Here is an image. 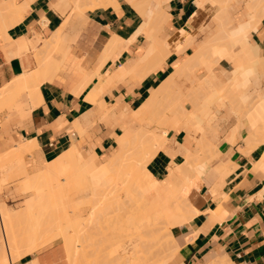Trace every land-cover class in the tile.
<instances>
[{"label":"bare ground","instance_id":"bare-ground-1","mask_svg":"<svg viewBox=\"0 0 264 264\" xmlns=\"http://www.w3.org/2000/svg\"><path fill=\"white\" fill-rule=\"evenodd\" d=\"M127 1L143 16V23L141 22V26L129 40L117 36L111 38L105 44V54H101L103 58L100 63L118 56L123 46L132 43L138 33L144 34L145 41L126 64L122 63V66L117 67L118 70L116 68L117 71L108 72L101 78L105 79V83L101 85L99 92L89 96L92 102L97 101L108 83L125 79L132 73L143 78L156 71L172 53L185 52L193 43L201 18L213 19L217 30L207 40H203L200 47L183 60L156 91L133 110L121 126L123 132L117 136L118 146L109 160L100 162L95 152L85 161L79 162L76 150L68 148V151L50 161L46 167L35 164L32 168H27L24 155L36 149V137L34 140L22 139L14 147L0 151V164L3 163L0 165V189L7 175L13 174V177L20 174L25 191L31 192L24 204L18 208H12L5 201L0 202V264H13L22 255L39 250L61 238L67 246L65 248L71 260L69 264H98L104 261L108 256L99 261L100 257L96 258L97 255L94 259L88 258V252L85 251L91 245L93 249V246H97L95 243L99 244L101 240H107L106 243L103 241L105 244L111 242L112 247L108 242L111 247V250L108 248L110 258L111 255L117 258L116 254H119V258L115 259L116 264H172V258L180 250V243L173 229L184 225L196 213H201L199 205L208 196L201 193L205 180L214 193L225 182L226 174L233 167L229 166L231 163L216 162L222 155L220 142L224 138L234 144L245 140L249 151L264 144V54L249 38V33L256 30L264 18V0H197L196 11L187 24L178 29H173L171 25V14L168 10L170 0ZM232 2L245 5V10L244 18L239 19L235 27L229 28L233 20V9L230 7ZM109 5L118 8V0H71L64 2L62 9H70L71 13L77 12L83 18L86 9L94 10L96 7ZM84 17L88 18L85 15ZM68 23L67 18L41 48L36 47L38 67L23 71L0 89V108L9 109L13 106L25 114L38 105V99L42 100L41 84L47 79L51 80L69 56L70 47H64L70 43L65 31ZM203 26L200 25V28ZM75 35L74 31V38ZM27 41L21 42L22 47H28ZM223 59L229 61L233 68L222 74H215L213 68ZM77 69L83 76L80 82L77 81L79 86L74 85L78 88L71 89L74 93L84 89L94 76L80 62ZM184 78L191 81L188 90L182 87ZM252 89L258 95L254 94L250 99ZM254 98L258 99V104L263 108L261 114L248 109L251 107L247 108V104L249 106ZM254 104L259 109L257 102ZM98 105L101 111L109 108L103 101ZM232 114L237 119L235 124L225 135L220 136L222 125ZM168 128L175 132L184 130L186 134L193 132L195 143L190 144L186 140L176 143L167 134ZM175 144L176 149L173 147ZM160 150H165L172 156L181 153L184 157L181 163L170 166L164 179L157 178L148 169V163ZM243 150L246 151L242 148ZM260 165L264 167V156ZM4 168L10 170V174ZM76 187L77 189H73ZM75 190L80 199L77 204L71 201L74 198L71 197V191ZM221 190L223 191V187ZM221 190L215 197L222 195ZM114 201H118L115 202L117 210L123 208L122 211H126L124 216L118 214L121 210L114 208L115 205L111 203ZM110 204L112 207H109ZM83 205L91 206L90 213L84 215L80 210L78 215H73V211L77 207L81 209ZM108 208L115 209L116 212L110 211V216ZM116 213L125 218L117 216L116 219ZM225 213L219 212L215 219L223 220L222 214ZM118 222L119 225L121 222H124L121 224L125 227L127 225L128 229H124L122 225L119 228L128 230L127 235L124 231L120 234ZM109 229L111 232L108 234ZM129 229L134 235H138L133 237ZM116 233H119L120 238L130 237L127 241L123 237L125 242L121 243L118 236H115ZM118 241L120 243L116 244ZM83 242L90 245L87 247L85 244L83 248ZM101 244L98 247L101 248ZM224 258L218 257L211 264H235L226 260L227 257ZM108 260L109 257L107 262ZM112 260L109 261L114 263Z\"/></svg>","mask_w":264,"mask_h":264},{"label":"crops","instance_id":"crops-1","mask_svg":"<svg viewBox=\"0 0 264 264\" xmlns=\"http://www.w3.org/2000/svg\"><path fill=\"white\" fill-rule=\"evenodd\" d=\"M68 1L71 0H0V89L23 71L38 67L37 48H41L67 18L69 20L65 31L70 43L64 45L66 48L70 47L69 56L51 80L47 79L41 84L42 100L38 99V105L24 115L11 106L6 117L13 115L12 118L5 123V127L0 126V151L22 139L34 140L36 137L38 149L36 147L24 155L27 168H32L35 164L46 167L50 161L68 151V148L76 150L79 162L85 161L95 152L100 162L109 160L118 146L117 136L123 132L121 126L133 110L153 94L182 61L200 47L203 40H207L217 30L216 23L204 24L196 31V34L201 32L203 37L198 39L195 34L192 45L185 52L172 53L156 71L143 78L132 73L125 79L108 83L104 93L101 92L97 101L92 102L89 96L99 92L101 85L105 83V79L101 78L108 72L117 71V67L133 58L144 43L145 36L138 33L132 43L123 46L118 56L108 58L101 64L105 44L114 36L131 39L143 23V16L127 0H118V8L109 5L96 7L94 10L86 9L84 15L88 18L84 15L82 18L77 12L71 13L70 9L63 10L64 2ZM195 1L197 2L170 0L168 10L173 29L187 24L197 9ZM75 14L80 18L75 20L79 17H75ZM243 18L239 10L234 9L229 28L235 27L237 21ZM77 20L79 23L76 24ZM80 23L84 25L80 26ZM249 38L264 52V18L257 29L249 33ZM25 40H28V49L22 47L21 42L26 43ZM224 61L227 60H221L213 68L215 74L229 70L222 65ZM79 62L87 72L94 73V76L84 89L77 92L79 94H75L71 89L78 88L83 76L77 69ZM67 64L69 65L66 66ZM102 101L109 105L106 111L98 109V104ZM16 113L25 118L15 115ZM236 120L234 114L230 115L221 127L220 136L225 135ZM78 125L83 127L79 128ZM168 135L176 143L185 140L190 144L195 143L193 136L189 132L186 134L184 130H171ZM227 140L228 138H224V143L220 142L222 155L216 162L231 163L229 166H233V169L229 167L231 172L229 170L225 182L216 192L212 193L210 186L205 183L201 193L208 196L199 205L201 213H196L184 225L173 229L180 243L174 264H211L218 257H227L226 260L235 264H264V167L260 165L264 156V144L249 151L243 140L235 144ZM176 146L175 144L173 147L176 149ZM242 148L246 151H242ZM183 160L181 153L172 156L167 151L160 150L148 163V169L157 178L164 179L170 166ZM220 190L222 195L215 197ZM219 212L226 213L222 214L223 220L217 221L219 219L215 218H218ZM62 241L51 242L39 250L24 254L13 264H69L71 260L65 248L67 246Z\"/></svg>","mask_w":264,"mask_h":264},{"label":"rangeland","instance_id":"rangeland-1","mask_svg":"<svg viewBox=\"0 0 264 264\" xmlns=\"http://www.w3.org/2000/svg\"><path fill=\"white\" fill-rule=\"evenodd\" d=\"M230 7L234 10V9H238L239 10V12L244 16V12H243V10H245V5L244 6H240V5H238L237 3H235V2H232L231 4H230ZM134 8V7H133ZM200 20H203L202 21V23L200 24L201 26L202 25H204V23L206 24V23H210L211 25H212V23H216L213 19H208V20H206V19H204V18H201ZM198 25H199V23H198ZM200 25H199V28H197V30L198 29H201L200 28ZM217 27V26H216ZM203 37V34L201 33V32H198L197 34H196V38H198V39H201ZM262 53L264 54V52L262 51ZM222 65L223 66H225L226 68H228V69H232L233 68V66H232V64H230L228 61H224V62H222ZM182 87L184 88V90H188V89H190V85H191V81H190V79L189 78H184L183 80H182ZM190 86V87H189ZM253 90V89H252ZM252 97H250V99L251 98H253V96H254V94H257L258 95V92H255L254 93V90L252 91ZM256 96V95H255ZM257 97V96H256ZM258 98V97H257ZM253 100H256V101H253ZM251 101V100H250ZM255 102H257V104L256 105H258L257 107L259 108V109H256V106H255ZM255 106V107H254ZM248 107H251V109L250 108H248ZM247 108L249 109V110H253L254 111V113H262V111H263V108H262V106H261V104L259 103L258 104V99H252V101L249 103V106H248V104H247ZM262 109V110H261ZM256 110V111H255ZM261 110V111H260ZM259 111V112H258ZM8 113H10V111L8 110V107L6 108V107H4V108H0V126L3 128V127H5L6 125H5V123L6 122H8V120H10L11 118H12V116H10L9 118L8 117H6L7 116V114ZM17 113H18V111H17ZM15 114V115H18L19 117L21 116V114ZM3 114H5V115H3ZM24 115V114H23ZM21 118H25L24 116H21ZM169 131H171V128H168L167 129V134H169ZM190 133V132H189ZM193 133V132H192ZM192 133H190L192 136H193V138L192 139H194L195 140V137H194V135L192 134ZM244 142H245V144L247 145V146H249L248 145V143H246V141L245 140H243ZM14 144H12V145H10V146H8V147H6V148H4V149H7V148H10V147H14L13 146ZM249 148V147H248ZM77 158V157H76ZM1 164H3V163H1ZM0 164V165H1ZM16 168H17V166L15 167V170H16ZM4 170H6V168H4ZM14 170V171H15ZM6 172L8 173V174H10L9 172H10V170L8 171V170H6ZM5 172V173H6ZM4 173V175L6 176V174ZM13 174H11V176H12ZM19 175V176H18ZM17 176L16 175H14L13 177H11L10 175H7V179L4 181V183H3V186H2V188L0 189V202H2V201H6V203L7 204H9L12 208H18V207H20V206H22L23 204H24V200L26 199V197L28 196V195H30L31 194V192L29 191H25V185L22 183V180H21V177H22V175H20V174H18ZM10 176V177H9ZM9 177V178H8ZM18 177V178H17ZM11 178V179H10ZM10 179V180H9ZM14 179V180H13ZM7 180H8V182H7ZM6 182V183H5ZM19 182V183H18ZM11 183V184H10ZM21 183V184H20ZM205 183H207L208 184V182H206V180H205V182H204V184ZM203 184V185H204ZM209 185V184H208ZM118 185H116V187H117ZM121 186V185H120ZM123 186V185H122ZM121 186V187H122ZM73 189H77V187L76 188H73ZM72 189V190H73ZM77 190H75L74 192L73 191H71V193L73 194V196H71V197H74L73 198V200H71L72 202H76V204H77V201L78 200H80L79 198H78V194H76L77 192H76ZM76 192V193H75ZM120 192H122V191H120ZM123 193V192H122ZM71 194V195H72ZM77 196V197H76ZM110 197H111V195H110ZM121 199H123L122 197H121ZM117 200V199H116ZM112 201V200H111ZM115 202L116 201H114V202H111L112 204H113V206L115 205ZM118 202V201H117ZM116 202V203H117ZM73 205V204H72ZM111 205V204H110ZM119 206V205H118ZM82 207V206H81ZM109 207H112V205L111 206H109ZM73 208L75 209L76 208V206L74 207L73 206ZM115 209L116 208H118L116 205H115V207H114ZM120 208V207H119ZM90 209H91V206L90 205H83V207L80 209V208H76L74 211H73V215H76V213L78 212V211H80V210H82V212L84 213V215H88L89 213H90ZM115 209H112V210H114L115 211ZM108 210H109V212L111 211L112 212V210H111V208H108ZM117 210V209H116ZM120 210H121V213L119 212L118 214H120V215H123L124 216V212H126L125 210H124V212L122 211L123 210V208H120ZM120 210H117V211H120ZM109 213V215L111 214L112 215V213ZM116 212V211H115ZM122 212H123V214H122ZM87 213V214H86ZM114 214V213H113ZM117 213L115 214L116 216H115V218L116 219H118L117 218V216H119ZM77 215H78V213H77ZM110 215V216H111ZM113 217H114V215H113ZM119 218H125V217H120L119 216ZM114 219V218H113ZM115 220V219H114ZM121 220H123V219H121ZM116 221V220H115ZM121 223H124V222H121ZM120 223V225H119V222H118V225H117V228H118V230L120 231V234L122 233V231H124V229H128V227H127V225H126V227L123 225V224H121ZM124 226V229L122 230V229H119L120 228V226ZM121 228H123V227H121ZM98 229V228H97ZM96 229V231H98ZM106 229H107V227H106ZM130 230V229H129ZM93 231H95V229H93ZM108 231V234L111 232V230L109 229V230H107ZM119 231H117V232H119ZM126 231V230H125ZM124 231V233L127 235L128 233H127V231L125 232ZM99 232V231H98ZM116 232V231H115ZM130 232H131V230H130ZM96 233V232H95ZM95 233H94V235H95ZM131 233H133V232H131ZM99 234V233H98ZM105 234H107V232H105ZM119 234V233H118ZM118 234L116 233L115 234V236H118ZM101 235V234H100ZM99 235V236H100ZM122 235H124V234H122ZM121 235V236H122ZM129 235H130V233H129ZM133 235V237L134 236H136V235H138V234H135L134 235V233L132 234ZM131 235V236H132ZM114 236V237H115ZM124 237V236H123ZM123 237L122 238H120V236H118V240H121V243H124L125 241H123ZM128 237V238H127ZM129 237L130 236H126V238L124 237V239H126V241H127V239H129ZM100 238V237H99ZM101 239V238H100ZM115 239V238H114ZM117 239H116V241H117ZM58 240H60V241H62V238L61 239H58ZM57 241V240H56ZM90 241V240H89ZM96 241V240H95ZM100 240H98V242H99ZM104 241V240H103ZM102 240L99 242V244L98 243H95V244H97V246H93L94 248L92 249V245L90 246V247H88L89 245L88 244H86V246L88 247V248H90V249H88L87 248V250H85V251H87V252H85V254L87 253V257L88 258H91L92 257V259H94L95 258V256H96V258L97 257H100V258H98V260L100 261V260H103V259H105V257L106 256H108L109 257V260H112V258L113 257H115V258H113V260H112V262H114V263H111L109 260H108V262H107V258L108 257H106V261L104 260V261H98L99 263L98 264H109V263H111V264H116V260L115 259H118L119 257H118V255L119 254H116L117 255V258H116V256H113V255H111L112 257L110 258V255H109V249L111 250V242H107V244H105L106 243V241H104L103 242ZM115 241V240H114ZM123 241V242H122ZM63 242V241H62ZM87 242V241H86ZM92 242V241H91ZM105 244H103V243ZM87 243H90V242H87ZM103 244V246H101V248L100 247H98L100 244ZM116 244H119L120 242L118 241V243L117 242H115ZM114 243V244H115ZM51 244V243H50ZM83 244H84V242H83ZM83 244H81V246L83 247V246H85V244L83 245ZM92 244V243H91ZM95 244H93V245H95ZM101 244V245H102ZM111 246H109V245ZM108 245V246H107ZM80 246V248H82ZM102 247H103V249H102ZM105 247H106V249H105ZM84 248V247H83ZM109 248V249H108ZM92 249V250H91ZM102 249V250H101ZM89 250V251H88ZM104 250V251H103ZM95 251V252H94ZM99 251H102L101 253L99 252ZM92 252V253H91ZM106 252V253H105ZM109 252V253H108ZM98 253V254H97ZM119 253V252H118ZM102 254V255H101ZM107 254V255H106ZM111 254V253H110ZM178 254H179V252H178ZM99 255V256H98ZM102 256V257H101ZM175 259V257L174 258H172V260H171V262H172V264H174V262H173V260ZM104 262V263H103ZM86 263V262H85ZM84 263V264H85ZM117 264H119L118 262H117ZM122 264V263H121ZM123 264H125V263H123Z\"/></svg>","mask_w":264,"mask_h":264}]
</instances>
